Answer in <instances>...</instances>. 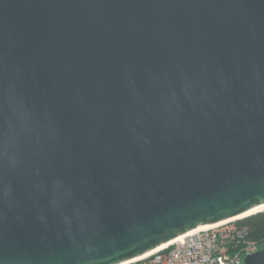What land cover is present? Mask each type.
<instances>
[{
    "label": "water",
    "instance_id": "1",
    "mask_svg": "<svg viewBox=\"0 0 264 264\" xmlns=\"http://www.w3.org/2000/svg\"><path fill=\"white\" fill-rule=\"evenodd\" d=\"M263 204L264 0H0V264H118Z\"/></svg>",
    "mask_w": 264,
    "mask_h": 264
},
{
    "label": "built area",
    "instance_id": "2",
    "mask_svg": "<svg viewBox=\"0 0 264 264\" xmlns=\"http://www.w3.org/2000/svg\"><path fill=\"white\" fill-rule=\"evenodd\" d=\"M235 221L195 229L118 264H243L245 254L262 246Z\"/></svg>",
    "mask_w": 264,
    "mask_h": 264
},
{
    "label": "trees",
    "instance_id": "3",
    "mask_svg": "<svg viewBox=\"0 0 264 264\" xmlns=\"http://www.w3.org/2000/svg\"><path fill=\"white\" fill-rule=\"evenodd\" d=\"M235 222L236 225L244 227L247 233L258 241L259 245H264V210L237 219Z\"/></svg>",
    "mask_w": 264,
    "mask_h": 264
},
{
    "label": "bare ground",
    "instance_id": "4",
    "mask_svg": "<svg viewBox=\"0 0 264 264\" xmlns=\"http://www.w3.org/2000/svg\"><path fill=\"white\" fill-rule=\"evenodd\" d=\"M261 210H264V204L261 205V206L254 207V208H252L251 210H249V211H247V212H245V213H243V214H239V215H237V216H235V217H232V218H229V219H226V220H222V221H219V222L211 223V224L209 223V224H206V225L198 226V227H196V228H194V229H192V230H189V231L183 233L182 235H186L187 233H189V232H191V231H194L195 229H199V228H203V227H212V226H216V225L223 224V223H225V222H227V221L236 220V219H238V218H242V217H244V216L250 215V214H252V213H256V212L261 211ZM180 237H181V235H180L178 238H180ZM178 238H175V239H178ZM175 239H171V240H169V241L163 243V244L160 245V246H164V245H166L167 243H170L171 241H173V240H175ZM151 251H153V249H152V250H149L148 253L151 252ZM146 253H147V252H146Z\"/></svg>",
    "mask_w": 264,
    "mask_h": 264
},
{
    "label": "rangeland",
    "instance_id": "5",
    "mask_svg": "<svg viewBox=\"0 0 264 264\" xmlns=\"http://www.w3.org/2000/svg\"><path fill=\"white\" fill-rule=\"evenodd\" d=\"M264 246V245H263Z\"/></svg>",
    "mask_w": 264,
    "mask_h": 264
}]
</instances>
